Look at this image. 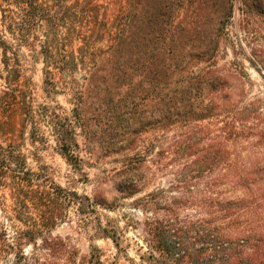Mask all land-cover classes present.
Masks as SVG:
<instances>
[{
	"label": "trees",
	"instance_id": "trees-1",
	"mask_svg": "<svg viewBox=\"0 0 264 264\" xmlns=\"http://www.w3.org/2000/svg\"><path fill=\"white\" fill-rule=\"evenodd\" d=\"M137 1L126 0L120 15L107 25L93 0H0V82L4 88L0 114L18 103L19 81L10 63L18 61L21 49L42 58L46 78L52 75L48 67L70 76L81 64L84 88L97 83L112 87L114 83L106 80L109 76H115L118 86L131 88L137 70L131 61ZM158 17L164 21L166 13L160 9ZM185 31L192 35L193 29H157L155 53L142 65L151 75L154 119L150 128L156 135L176 134L167 150L173 183L135 202L144 217L146 238L139 262L134 264H264V111L256 102L239 109L220 103L222 77L212 65L195 70L194 60L175 61L173 42ZM106 33L111 45L105 50L95 48ZM72 40L80 43L76 55L65 53L66 43ZM195 53L192 58L199 60L202 54ZM189 61L192 65L186 70ZM213 119V125L203 124ZM157 155L156 163H160L163 152ZM24 169V157L12 145L0 142V180L8 172L19 174ZM127 175V169L118 174L126 177L122 182L132 184ZM17 179L19 197L22 187L30 186L32 180ZM130 184L123 187L127 196L136 193ZM49 188L42 194L53 207L52 216L32 224L14 216L26 229L15 231L10 239L0 223V257L12 256V264H59L62 257L70 264H106L96 247L83 256L51 237H40L37 247V238L43 235L40 227L55 224L67 200L59 185L51 183ZM71 196L73 203L88 201L77 193ZM21 208L23 202L17 205L18 213ZM91 213L94 210L87 216ZM98 230L119 247L121 236L115 229Z\"/></svg>",
	"mask_w": 264,
	"mask_h": 264
},
{
	"label": "rangeland",
	"instance_id": "rangeland-1",
	"mask_svg": "<svg viewBox=\"0 0 264 264\" xmlns=\"http://www.w3.org/2000/svg\"><path fill=\"white\" fill-rule=\"evenodd\" d=\"M125 1L93 0V4L110 25ZM160 9L166 13L164 21L158 17ZM161 26L193 29L192 35L185 31L173 42L175 61L194 60L195 70L209 65L218 69L220 103L239 109L256 102L264 111V0H138L131 55L137 70L129 89L113 82L115 76L106 78L114 83L112 87L97 83L84 88L81 64L70 76L48 67L52 75L46 78L42 58L21 49L18 61L10 63L19 81L18 103L0 114V142L12 145L25 160L22 172H8L0 180V223L9 239L15 231L26 229L14 216L26 224L52 216L53 207L42 194L51 191L52 183L65 190L67 200L55 224L40 227L43 235L37 238V247L40 237L58 238L83 256L98 248L106 264L139 262L146 233L135 202L173 183L167 150L176 133L156 135L150 128L154 119L151 75L142 66L155 53L156 30ZM79 44L66 43L65 53L76 55ZM110 45L106 33L94 47L105 50ZM195 52L202 54L199 60L192 58ZM189 62L187 67L180 65L189 70ZM3 90L0 82V96ZM207 123L213 125L215 119L203 122ZM160 152L163 158L156 163ZM126 169L132 184L118 176ZM17 178L32 180L30 186L22 187L19 197ZM129 184L136 191L131 196L123 190ZM71 193L88 201L73 203ZM19 202L24 204L21 213ZM89 210L94 213L87 216ZM98 227L115 229L121 236L119 247L101 236ZM12 263V256L0 257V264ZM59 264L70 263L62 257Z\"/></svg>",
	"mask_w": 264,
	"mask_h": 264
}]
</instances>
